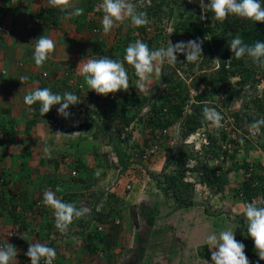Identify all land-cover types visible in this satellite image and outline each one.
Instances as JSON below:
<instances>
[{
    "label": "rangeland",
    "instance_id": "1",
    "mask_svg": "<svg viewBox=\"0 0 264 264\" xmlns=\"http://www.w3.org/2000/svg\"><path fill=\"white\" fill-rule=\"evenodd\" d=\"M179 1L189 5L191 7L190 12H184L183 16H181L184 11V4L181 5L178 3ZM132 2L138 11H144L146 7H152L153 4L159 5L158 15L154 17L147 15L149 23L141 27L132 25L126 19L124 22L118 23L108 34H105L102 30V18L104 15L100 8L102 0H71L70 8L64 11L60 10L63 12V16L57 28L44 26L46 16H42L43 27L41 28L46 29V33L51 36V39H54L55 32L62 33V39L55 41V50L58 51V56L53 59L51 66H60L59 69L62 73L73 70L80 79L81 76L77 71V67L82 59H86L89 56H108L118 61L122 60L123 58L119 54L123 50L125 52L128 44L134 43L136 40L146 43L152 50L161 47L166 48L169 40L173 43L188 41L176 38L174 35V28L181 22H187L188 20L196 23L202 22L199 19L202 14L199 0H192L191 3H189V0H132ZM76 8H83L84 14L79 17H73L71 12ZM189 15H192L193 18L189 17ZM224 55L225 49H213L211 55L206 59L207 64L204 66L200 64L203 61L202 57L196 62L187 63L184 55H178L176 64L169 65L165 62L162 66L161 75L166 78V82H163L161 76L155 77L153 75L149 84L151 90L149 94H141L137 91L136 82L138 78L134 69L125 62L129 75L128 92L134 97H147L149 99L140 110L131 106L123 107L119 92L109 94L108 99H105V96L103 99L102 95H97L96 93L92 94V91H88L89 88L83 81L85 88L88 90L85 91L83 96H78L80 101L91 98L97 99L98 97L105 101L104 104L99 106L100 108L95 110L96 114L99 111L98 114L107 118L105 113L109 108H112L116 112L115 120L113 121H117L116 123L119 122L121 125L124 124L125 119L133 117L127 127L121 128L119 126L121 128L119 132L114 128L112 132H108V123L105 121L104 126H102L103 123L100 125V122H98V128L94 127L88 132L73 134L72 139L79 140V144H75L73 149L81 157L86 156L83 162L86 168L84 171L88 175V180L90 179L91 184L89 182V185L91 188L88 193L83 194L81 200L79 198L68 200L67 196L69 193L63 194L65 190L58 192L56 195L63 202L73 203L77 207L80 205L78 204L79 202H86L91 208L99 209V213L103 215L102 218H105V223L107 218L120 220L119 226L116 228L107 227L105 232L93 238V245L98 248H107L104 254H94L95 261L100 263V260H103L102 264H117L118 260V264L158 263L157 261L154 263L151 260L153 257L151 255L156 251L155 249L158 246L156 239L161 237V230L168 227L170 236L159 243L161 251L159 255L153 257L155 260H161L160 262H164L163 264L165 262L174 264L180 253V255L186 253L187 257L192 256L191 259L193 260V256H198L200 248L204 258L198 264H205V261L207 264H212L211 260L206 257L208 252L201 248L203 243H206V237L210 234L218 236L220 231L238 227L242 229L243 234L247 238L245 251L250 255L248 258L250 264H264V261L259 260L254 246L250 244L254 242L247 234V221L243 215V207L249 202H243V200H239L234 195L235 190L242 181L248 178V175L252 174L264 178V132L260 130L259 133L253 135L249 130V119H255L258 115L254 105L255 97L257 99L262 98L259 95L260 93L263 95L264 91V80L260 82H255L254 80L264 79V67L244 60L246 67H253L255 75L258 77L254 76V80L247 82H243L238 75L230 77L228 83H226V91L228 97L231 93L232 96L231 100L227 102L225 100L226 97L218 94L216 88L204 84L208 78L206 75L212 74L218 68L220 59ZM191 64H193L192 67L189 66ZM44 67L42 72H48L51 75L54 73V69L50 70V67ZM42 72L38 71V74ZM62 73L52 75V80L58 75L60 77L63 76ZM204 79L206 80L204 81ZM178 83L181 84L179 90L186 88L189 93V100L184 107L185 111H188L190 105L196 102L197 97H209L210 101L207 104L211 108L215 107L216 111L220 113L223 127L215 129L210 124L204 123L200 129L186 134L187 127L179 119L171 127L155 132L157 134L155 140H149L150 144L151 142L154 143L155 153L149 161L144 162L140 153L148 145H145V141L152 137L148 126V120L153 114L150 108L152 105L160 106L162 103L160 98L166 91V87H172ZM169 91L171 93V90ZM111 95H113V98H111ZM87 107L90 108L91 106ZM163 111L165 112L166 109H163ZM71 113L73 117L76 112ZM65 120L60 117V121L55 128L60 126ZM52 126L51 124L48 127ZM50 132L54 131L51 130ZM118 133H125V137L129 140L120 138L119 142H117ZM223 135L226 136L225 139H222ZM209 138H212L213 143L220 147V149L216 150L221 157L218 160L210 159L209 154L206 152ZM233 141L239 143V146H237L238 151L233 161L224 163L222 160L224 156L222 154L223 150L232 149ZM180 148L182 152L187 153L186 155H190V159L180 158L177 164L168 168L167 171L178 172L184 181L192 184L190 193L192 194L194 206L188 208L187 211H174V201L164 197L158 188L157 179L152 176L160 175L162 167L166 163V155L177 154ZM58 149H63V147H58ZM115 158L117 159L118 167L114 163ZM124 160L127 167L124 166V162L121 163ZM72 162L69 161L70 164ZM204 162H207L210 168L223 169L222 171H225L224 169L231 163L247 164L249 172L247 174L240 170L225 175L223 191L217 192L214 190V192L200 181L199 170ZM67 164L68 161L65 165ZM48 167L49 169L52 168L51 165H48ZM99 168H106L109 171ZM91 172L95 174L91 175ZM76 180H79V177ZM106 180L110 181V184L107 185L108 187L103 186L101 183ZM33 181L39 182L38 180ZM14 184L19 186L16 182ZM127 185L131 186L130 190H125ZM22 186L27 187L26 184H22ZM70 195L75 196L76 194L71 193ZM84 195L86 196L84 197ZM76 201L79 202L75 203ZM250 202H256L258 206H264V198L262 197ZM5 211L2 206L0 208L2 216ZM50 211L51 231L56 238L60 237V239H63L64 235L55 227L53 210L51 209ZM185 216L187 221L183 219ZM85 218L81 222L84 226L89 225L91 223L90 220H97L90 219L88 221ZM94 226L95 224L91 226L89 232L92 235L95 234L92 230ZM54 230L55 232H53ZM68 231L72 233L75 229L70 228ZM118 231H120L121 235L116 237L117 233H119ZM10 234L15 235L12 231ZM88 235L84 233L81 236V239H83L82 244H86L89 241ZM67 237L70 236L68 235ZM70 239L66 240L65 244L63 239V245L61 246L65 251L67 247L71 246L70 243L72 241ZM86 247L88 248V246ZM113 249L120 250V252L116 251L117 254H114V256L122 254V259L111 256ZM208 251L211 254L209 248ZM136 257L139 258L138 262Z\"/></svg>",
    "mask_w": 264,
    "mask_h": 264
},
{
    "label": "crops",
    "instance_id": "2",
    "mask_svg": "<svg viewBox=\"0 0 264 264\" xmlns=\"http://www.w3.org/2000/svg\"><path fill=\"white\" fill-rule=\"evenodd\" d=\"M4 2L8 32L0 39V168L5 176L6 184L0 196V208L3 206L6 211L3 212V216L0 213V245L4 247L6 243H9L15 246L18 255L14 264H31L30 259L25 255L29 243H41L48 247L55 246L56 257L53 264H102L103 260H100L99 263V261H95V255L89 253V248L86 247L89 241L82 244L81 236H73L70 239L72 241L71 246L67 247L66 251L62 249L63 240L60 237L56 238L51 231L49 221L51 208L47 207L46 211L39 213L36 218L30 221H26L18 214V209L30 208L38 198H41L47 187L56 192V188L59 186L65 190L63 194L69 193L67 198L75 200L83 197V194L88 193V190L90 191V179L88 180L86 171L77 170L79 180L70 177V173L74 169H72L69 161H73L72 164H74L76 161L84 162L86 158V156L81 157L73 149L75 144H79V140L72 139V134L84 133L93 129L95 126L83 131L81 128L86 124L88 125L91 118L98 119L100 125L102 123L104 125L105 117L98 114L99 111L96 115L95 110L100 108L99 106L105 101L100 97L91 98L92 100L87 99L91 106L88 108L89 113L86 111L83 114L75 113L73 117L65 120L56 128L53 123L60 117L57 114L59 119L56 120L53 115L54 111L42 116L35 107L25 105V95L35 88H39L36 80L33 81V75H37L38 71L42 72L44 66L50 67V70L54 69L52 75L62 73L59 69L60 66H54L55 68L52 67L53 65L51 66L53 59L58 56L56 50L43 66H36L33 59L34 46L31 45L32 42L42 35L51 38L46 33V29L41 28L43 27L41 17L45 15L39 14L41 7L44 9L51 6L46 0H4ZM54 36L55 40L52 39L54 42L62 39V33L55 32ZM80 76V80L84 81L83 76L81 74ZM21 77H27V80L22 84L20 82ZM59 77L58 75L55 79H59ZM62 78L63 76L60 77V79ZM55 79L51 80L49 84L58 92L59 85ZM51 124L53 126L48 127ZM112 130L113 126L108 125L107 131L112 132ZM57 132L64 135H55ZM46 146L51 149V158L45 155L43 151ZM61 146L63 149H58ZM67 161L68 164L65 165ZM48 165H51L52 168L49 169ZM102 170L109 171L106 168ZM93 174L95 173L91 172V175ZM15 182L19 186H15ZM109 182L106 180L101 183L108 187ZM22 184H26L27 187L22 186ZM71 193L76 195H70ZM81 193L82 195H80ZM11 215L12 217H10ZM21 223L22 227L20 226ZM11 231L15 235H11ZM161 231V237L156 239L158 245L164 238L170 236L168 227ZM118 232L116 237L121 235L120 231ZM179 236L181 237V235ZM63 239L64 241L68 240L64 237ZM155 250H159V247L157 246ZM116 251L120 252L119 249H113L111 256L122 259V254L114 256L117 254ZM180 254H178L174 264H198L203 261L199 255L193 256L192 260V256L187 257L186 253H182L183 257ZM151 260L154 262L153 257ZM160 261L157 260L158 263H154H164ZM165 264L170 263L165 262Z\"/></svg>",
    "mask_w": 264,
    "mask_h": 264
},
{
    "label": "clouds",
    "instance_id": "3",
    "mask_svg": "<svg viewBox=\"0 0 264 264\" xmlns=\"http://www.w3.org/2000/svg\"><path fill=\"white\" fill-rule=\"evenodd\" d=\"M0 2L3 5V13L6 18L5 2L4 0H0ZM191 2L192 0H189V3ZM48 4L53 8L64 11L71 7V0H48ZM199 5L202 9V14L199 17L201 21L207 19L204 10H208L214 14L215 19L219 22H223L230 15H234L254 23H264V3H262V0H240V2L238 0H209L207 4H205V0H199ZM100 8L104 13L102 30L105 34L110 33L118 23H122L126 19L136 27L149 23L147 13L138 11L132 0H102ZM83 14V8H76L71 12L73 17H79ZM6 28L0 39L8 32L7 19ZM202 43L199 39L178 41L176 43L169 40L166 48L161 47L152 50L146 43L136 40L134 43L128 44L122 60L118 61L108 56H89L80 61L77 71L83 76L92 94L96 93L104 97L120 91H128L129 75L125 67L126 62L127 65L134 69L138 78L136 82L137 91L141 94H149L151 91L149 87L151 79L153 75L155 77L161 76L162 66L165 62L169 65H174L177 63L178 55L181 54L186 57L187 63L198 61L202 57ZM31 45L34 46L33 59L38 67L43 66L55 51V42L46 35L40 36ZM228 47L236 59L247 56L251 58L254 64L264 67V42L256 41L254 44L248 45L237 35L230 40ZM39 75L41 76V73ZM26 80L27 77H21V84ZM37 85L39 88H35L25 95V105L32 106L39 102V111L42 116L48 114L53 106L58 105V116L66 120L72 117L73 114L69 111V108L80 103L77 95L71 92H65L63 95L54 94L47 87L40 88L41 83L39 81ZM111 98H113V95ZM217 98L219 99V97ZM202 116L203 123L210 124L215 129L223 127L221 123L222 116L214 108L205 106L202 110ZM262 127H264V118L251 123L249 130L255 135L260 132ZM55 135L64 134L57 132ZM43 151L45 155L51 158V149L49 147L46 146ZM0 173L5 182L6 180L1 170ZM5 184L0 189V196L4 191ZM62 190V188L57 186L56 192H61ZM56 192L45 190L42 203L53 210L55 227L61 234L66 235L73 220L85 218L89 213V209L87 207L78 208L73 203L63 202L57 198ZM18 214L21 215L20 209H18ZM243 215L247 221L248 237L254 242V248L259 260L264 261V206H258L256 202H249L243 207ZM208 246L211 254L208 252ZM203 247H206L208 252L206 257L211 260L212 264H250L245 253V245L236 240L235 233L231 228L220 231L218 236L216 234L208 235L206 244L202 245ZM17 255L18 252L15 246L6 243L4 247H0V264H14ZM25 255L30 259L31 264H40L42 259L44 264H53L56 250L41 243H29ZM205 264H207L206 261Z\"/></svg>",
    "mask_w": 264,
    "mask_h": 264
},
{
    "label": "trees",
    "instance_id": "4",
    "mask_svg": "<svg viewBox=\"0 0 264 264\" xmlns=\"http://www.w3.org/2000/svg\"><path fill=\"white\" fill-rule=\"evenodd\" d=\"M176 1V0H175ZM180 3V1L178 2ZM205 3H209V0H205ZM262 3H264V0H262ZM181 5L184 4V11L182 12L181 16H183L184 12H190V6L186 5L185 2H181ZM156 7V8H155ZM143 12H146L148 16L154 17L158 15L159 12V5L153 4L152 7H146ZM39 14H44L46 16V23L44 26L48 28V26H52L54 28L58 27V24L63 16V12L60 11L58 8L48 7L40 10ZM205 15H207V19L202 22H194V21H187V22H181L179 25H177L174 28V35L176 38H182L184 40H195L199 39L202 43V62L200 63L201 66H204L207 64L206 59L211 55L212 50L219 48L225 49V55L220 59V63L218 68L209 75L206 79H204V84L206 86H212L217 89V93L220 95H224L225 100L229 102L231 100L232 93L228 97L227 91H226V83H228V80L230 77L238 75L243 82L252 81L254 80L255 72L253 71V67H246V63L244 60H248V62H251L254 64L251 60V58L245 56L241 59H236L233 56V53L230 51L228 47V43L231 39H233L235 36L239 35L242 40L248 44L252 45L256 41L264 42V23H254L253 21L240 19L234 15H230L228 18H226L223 22H219L215 19L214 14L208 10H205ZM189 17H192V15H189ZM193 18V17H192ZM212 25V26H211ZM209 41H208V39ZM208 41V42H207ZM122 51V50H121ZM125 55L124 50L119 54L121 58ZM190 67L193 66V64L189 65ZM62 79H55L57 84L59 85L58 92L51 88L50 90L54 94H60L63 95L65 92H71L79 97L83 96L85 94V91L87 89L85 88V85L83 81L79 79V77L76 75V73L71 71H64ZM205 76V75H204ZM33 81L36 80L38 82L40 80V75H33ZM51 77H53L51 75ZM161 78L163 79V82L166 80V78L161 75ZM204 78V77H202ZM264 78V76H263ZM264 79H258L255 82L263 81ZM69 82V84H68ZM166 82V81H165ZM170 84V83H169ZM181 87V84L178 83L175 86H167L165 89L166 91L161 95V105H152L150 110L153 113L152 117L148 120V126H149V133L152 135L151 138H148L145 141V145L147 147L140 153L142 155L146 149H152L154 146V143L150 141H154L157 137L156 131H163L164 129H167L174 125V123L181 119L183 121V125L186 128V134L190 132H194L204 124L202 122L203 116H202V110L205 106L210 107L209 104L206 102H209V97L206 96H200L196 98V102L194 104H191L188 111H185L184 107L186 106L188 100H189V93L188 90L185 88L183 90H179ZM171 90V93L170 91ZM260 92V91H259ZM121 96V104L123 107L131 106L133 108H136L137 110H140L144 104L149 100L147 97H134L130 95V93L120 91L119 92ZM112 96V95H111ZM258 96V95H256ZM262 98L257 99L255 97V107L257 110V116L256 118L249 119V124L253 123L254 121L264 118V91L263 95L260 93ZM109 95L105 96V99H108ZM104 99V97H103ZM90 106L86 99L83 101H80L79 104L70 106L69 109H83V112H88V107ZM31 107H35L36 110L40 108L39 102L32 105ZM57 106H53V108L50 111H57ZM215 108V107H214ZM163 109H166L164 112ZM215 110H217L215 108ZM89 113V112H88ZM91 114V112H90ZM115 114L116 112L109 108L108 111H106L105 115L107 118H105V121L108 123V125H112L114 129H116L118 132L119 129L127 127L129 123L132 121L133 117H130L128 119L124 120V124L116 123L115 120ZM97 115V114H96ZM104 116V115H103ZM105 117V116H104ZM105 125V124H104ZM102 125V126H104ZM98 128V119H92L90 120V123L87 125H84L82 128L83 130H89L92 127ZM121 126V128L119 127ZM113 129V130H114ZM261 131L264 132V127L261 128ZM105 132V130H104ZM106 133V132H105ZM119 135L116 137L117 142L121 138L122 133H118ZM226 136L223 135L222 139H225ZM115 139V140H116ZM123 139V138H122ZM128 139V138H124ZM129 140V139H128ZM150 140V141H149ZM237 146H239V143L233 141L232 142V149H225L223 150V157L222 160L224 163L233 161L236 155ZM182 147V146H181ZM220 149V147H217L215 143H213L212 138H209V143L206 147V152L209 154L210 159L212 160H218L220 157V154L216 151ZM116 150V149H114ZM229 150H231L229 152ZM115 152V151H114ZM116 153V152H115ZM186 152H182V149L180 148L177 154H169L166 155V163L164 167H162V173L160 175H152L153 178L157 179L158 188L162 192L165 198L172 199L175 203V206L173 207L174 211H187L188 208L191 206H194V203L192 202V194L190 193L192 191L191 187L192 184L190 182L184 181L183 177L179 175L176 171H167L168 168L175 166L177 162L180 160V158H186L190 159V155H186ZM124 162V166L127 167L125 160L121 161V163ZM72 169H74L75 172L79 169L85 170L84 163L82 161H76V163L71 164ZM223 169H212L208 165L207 162H204L203 165H201L199 173H200V181L204 185H206L210 190L217 192L223 191V184H224V176L235 171L243 170L244 173L249 172V166L247 164H238V163H231L229 164L225 171H222ZM78 176V175H77ZM78 177H73V179H76ZM5 183V182H4ZM215 192V191H214ZM235 197H238L239 200H243V202H250L252 200H255L259 197L264 198V178L259 176H254L252 174L248 175V178H246L244 181H242L239 185V187L234 192ZM86 195H84L85 197ZM92 196V195H91ZM83 197H79V200H81ZM68 200H73L69 199ZM77 203L79 201H76ZM75 202V203H76ZM79 207H84L80 202ZM103 215L100 213H97L94 209H92L91 214L86 215V220L90 219H97L99 222H104L105 218H102ZM84 218L78 219L77 221L73 222V224L69 227V229H75L74 232L68 233L64 235V238L70 239L73 236H82L85 234H89L88 240V251L90 254L94 255L95 253H105V250L107 248H98L95 245H93V238H96V236H99L101 233H96L92 235V233L88 232V225L84 226L81 222ZM108 219V218H107ZM183 219H186L187 217H183ZM91 221V220H90ZM106 223H109L108 221ZM82 225V226H81ZM193 225V224H192ZM22 227V223L20 225ZM20 227V229H21ZM23 229H25L23 227ZM68 229V230H69ZM235 233V238L237 241L243 243L244 245L247 243V238L242 232L241 228H233L232 229ZM63 235V234H62ZM70 237H67V236ZM63 240V239H62ZM65 242V241H64ZM252 246H254V243H250ZM161 245H158L160 247ZM156 248V247H155ZM202 248V247H201ZM204 251H206V247L202 248ZM160 249L156 250L151 256L156 257L160 254ZM246 253V251H245ZM199 257L203 258L204 254H202V251L199 248L198 251ZM247 257L249 258V253H246ZM137 262L139 261V258L136 257ZM157 261L154 258V262Z\"/></svg>",
    "mask_w": 264,
    "mask_h": 264
},
{
    "label": "built area",
    "instance_id": "5",
    "mask_svg": "<svg viewBox=\"0 0 264 264\" xmlns=\"http://www.w3.org/2000/svg\"><path fill=\"white\" fill-rule=\"evenodd\" d=\"M6 29H7L6 28V18H5L4 13H3V5L0 2V36L6 31ZM50 80H51V76L48 73H46V72H42L41 73V76H40V80H39V82L41 83V87L40 88L47 87V88L51 89V86L49 84L50 83ZM68 84H69V82H68ZM83 109H81V108H79V109H70L69 111L70 112H80V111L83 112L84 111ZM53 115H54V117L56 119H59V117H57V111H54V114ZM57 122H58V120L56 122H54V125L55 126L57 125ZM125 136H126L125 133H122L121 134V138L124 139ZM154 153H155L154 147L152 149H146L145 152L141 155L142 161H144V162L149 161L153 157ZM114 163L118 167V165H117V159L116 158L114 160ZM118 172H119V170H118ZM70 175H71V177H76L77 176V172H75L73 170V171H71ZM3 184H4V179H3L2 174L0 173V189L2 188ZM112 185H114V184H112ZM130 189H131V186L130 185H127L125 187V190H130ZM46 190H51V189L50 188H46ZM42 200H43V196L41 198H38L33 203V205L30 208L20 209L21 217L23 219H25L26 221H30V220L36 218L39 215V213H41L43 211H46L47 210V206H45L42 203ZM81 204L84 207H87L89 209V213L88 214H91L93 208H91L89 206V204L86 203V202H83ZM95 211L98 212V213L100 212L99 209H96ZM77 220L78 219H74L73 222H75ZM107 221L109 223H101V222H98L97 220H91V223L88 225V232H90V230H91L90 228H91V226L93 224H95V226L93 227L92 230L94 232H96V233L105 232V230L107 229V227H115V226H118L120 224V220H118V219H110V218H108ZM73 222H72V224H73ZM0 247H3V245H0ZM51 248H54L56 250V247L55 246L54 247L52 246ZM40 264H44L43 259L41 260Z\"/></svg>",
    "mask_w": 264,
    "mask_h": 264
},
{
    "label": "water",
    "instance_id": "6",
    "mask_svg": "<svg viewBox=\"0 0 264 264\" xmlns=\"http://www.w3.org/2000/svg\"><path fill=\"white\" fill-rule=\"evenodd\" d=\"M211 258V257H210Z\"/></svg>",
    "mask_w": 264,
    "mask_h": 264
}]
</instances>
